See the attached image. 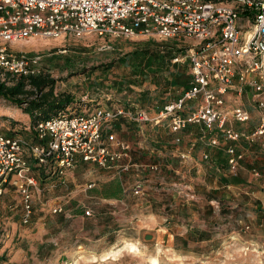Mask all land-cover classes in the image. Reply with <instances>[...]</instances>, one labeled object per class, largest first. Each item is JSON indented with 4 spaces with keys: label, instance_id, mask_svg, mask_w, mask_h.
<instances>
[{
    "label": "rangeland",
    "instance_id": "1",
    "mask_svg": "<svg viewBox=\"0 0 264 264\" xmlns=\"http://www.w3.org/2000/svg\"><path fill=\"white\" fill-rule=\"evenodd\" d=\"M252 1L264 4V0ZM218 2L238 12L237 27L241 34L250 30L254 6L248 7L247 0ZM192 43L194 40L191 38L157 41L138 36L115 40L93 34L82 38L66 34L48 38L33 36L10 44L9 48L13 52L41 56V69L37 76L52 80L54 97L70 96V103L64 109L84 113L101 105L110 108L138 105L149 112L156 106L175 100L181 90L189 86L188 57L183 63H172V59L188 55ZM103 44L109 47L100 48ZM1 74L0 71V77L4 79L8 77ZM9 79L7 85L12 83ZM225 97V108L230 110L238 104L252 114L251 121L234 123L233 128H253L258 113L250 89L243 87L240 93L237 89H231L225 93ZM23 107L0 97V132L19 134L29 140L34 138L33 125L28 115L22 112ZM199 134L182 133L174 135L173 140L182 145V138H190L186 143L194 144L199 157L205 148L210 156L208 160L201 157V162L207 163L204 166L208 169H211L210 165L217 166L218 171L213 172L217 175L223 173L220 179L225 183L232 181L234 176L224 161L226 148L223 137L218 136L221 145L216 147L221 151L214 148L210 151L207 144L211 134L203 136L200 131ZM177 136L180 137L179 142L175 141ZM236 146L244 152L236 174L241 177L238 182L256 191L257 184L264 185L261 180L264 176V143L257 141L248 145L238 141ZM172 167L176 169L177 166L173 164ZM255 168L259 170L256 175L252 172ZM162 171L160 173L171 177V180L158 176L159 181H152L151 187L138 195L137 207H130L137 203L135 199L138 196L132 195L135 197H129L126 201L128 210H121L124 204L110 203L106 199L118 194L128 196V191L134 185L121 188L116 172L102 170L88 163H77L69 176L67 187L58 185L34 195V215L28 224L20 222L19 195L15 188L7 184L0 196V264H151L153 259H157L158 264H264V242L251 244L249 234L244 231L251 219L245 214L253 212L252 206L240 202L243 196L244 200L249 199L243 192L244 186L239 190V195L234 196L235 200L224 195L218 200L214 191L208 192L211 188L192 192L194 187H191V194H195L193 197L183 192L178 195L175 189L181 190V186L188 183L203 187L202 177L195 174L191 175L190 181H183L185 179L179 178L176 172L169 174L168 169ZM35 173L39 174L37 170ZM90 181L94 183L93 188L86 192L78 190ZM206 183L214 186L212 180ZM188 190H184L185 193ZM68 193L69 199H64L65 212L50 215L48 207L54 196L61 197ZM152 196L155 198L150 201ZM212 197L218 203L208 204L211 206L208 209L205 199L210 200ZM252 200L250 203H253ZM104 207H112L117 213L106 219H102L103 215L95 216ZM87 209L90 214L86 215L84 212ZM151 214H157V221ZM240 219L242 222L237 223ZM160 226L166 230H161ZM195 228L208 229L212 235L205 237L203 242L195 243V236L186 237V229ZM145 233L152 237L145 239ZM130 243L137 250L129 251L127 245ZM122 245L126 247L119 256L107 253ZM93 255L98 256L99 260L92 261Z\"/></svg>",
    "mask_w": 264,
    "mask_h": 264
},
{
    "label": "built area",
    "instance_id": "2",
    "mask_svg": "<svg viewBox=\"0 0 264 264\" xmlns=\"http://www.w3.org/2000/svg\"><path fill=\"white\" fill-rule=\"evenodd\" d=\"M247 4L254 6V16L250 30L241 34L238 12L213 0H0V71L13 81L40 73V55L9 48L33 36L82 38L93 34L115 40L138 36L157 41L194 40L188 55L172 59V63H183L188 57L189 86L152 113L138 105H101L84 113L67 108L37 120L31 140L0 132V196L7 184L15 188L21 205L20 222L31 223L36 193L58 185L67 187L77 163L117 174L130 171L134 164L129 143L113 133L103 135L104 126L120 116L143 123L167 122L173 132L195 124L203 136L211 134V147L221 145L213 134L221 131L226 164L235 176L244 158V152L236 148L238 141L264 143V4L252 0ZM108 47L103 44L100 48ZM243 87L250 89L258 113L254 127L246 130L235 129L233 124L251 121L250 111L238 104L225 108V93L231 89L240 93ZM209 156L207 151L201 155L203 160ZM149 167L153 171L158 168L155 164ZM252 172L256 175L259 170ZM93 187L90 181L78 190L86 192ZM144 190L145 185L137 181L130 191L138 196ZM70 193L54 196L48 207L50 215L65 212L64 199H69ZM84 213L90 214V210Z\"/></svg>",
    "mask_w": 264,
    "mask_h": 264
},
{
    "label": "crops",
    "instance_id": "3",
    "mask_svg": "<svg viewBox=\"0 0 264 264\" xmlns=\"http://www.w3.org/2000/svg\"><path fill=\"white\" fill-rule=\"evenodd\" d=\"M182 90H185L184 88ZM181 90V92H182ZM180 92V94H181ZM180 94L177 96L179 97ZM176 97V98H177ZM105 106V105H104ZM162 106V105H161ZM161 106H156L152 109V111H149V113H152L153 111L159 109ZM107 107V106H106ZM115 108V107H113ZM28 117V116H27ZM150 125V127H148ZM167 127V129L165 128ZM114 129V130H113ZM115 131V132H114ZM188 135H193L194 132H196V135L199 136V126L195 124H187L186 128L173 132L170 127H168L167 122L162 124H153V123H143L139 121H132L126 117L120 116L118 119L114 120L113 122L107 124L104 126L103 129V135L106 136L107 133H113L118 138L123 139L130 145V154H131V160L133 162V166L131 167L130 171L126 173H120L119 179H118V185L119 187H130L131 185H134L137 183V181H141L145 188L151 187V182L159 181L160 178L158 176L164 177L167 180H171V177H166L162 170L168 169L171 174L172 172H176L179 174V178L185 179L183 181H190L192 179L191 175H199L202 177V183L203 187H200L199 185L194 184V186L190 183L185 184L181 186L184 187V190H188L187 193H185L184 190H177L175 189L176 193L180 195L181 192H183L184 195L193 197L195 194H191V187H194L192 192H199L202 189L208 190V192L214 191V195L216 196V199L220 200L222 196L229 197L234 199V196L239 195V190H241L243 187V192L248 195V200H244V196L241 197L242 202L244 205L249 204V207L252 206L253 212H250L248 214H245L249 216L251 219L248 220L247 228H245V232H247L250 236L249 242L252 244H258V242H264V185L257 184L258 190L254 191L253 189H248L245 187L243 182H238V179H241L239 176H234L231 178L232 181H227V183L224 182V180L220 177L223 175V173H219L217 175L213 171H218L217 166L210 165L211 169H208L204 165L207 163L201 162V157L197 154V149H195L193 146V143H186L187 140L190 141V138L183 139L182 138V145H179L177 143H174L173 137L174 135L187 133ZM214 134V133H213ZM215 134L217 136H222L221 131H215ZM178 137V136H177ZM201 141L202 138L199 137ZM207 144V143H206ZM208 149L210 151L214 148L218 151H221L220 148L211 147L209 144ZM206 145V146H207ZM206 151V149H203ZM203 151V152H204ZM182 154L184 157L182 158ZM202 155V153H201ZM264 161V156L262 157ZM148 159V162L146 160ZM224 161L226 163V152H224ZM156 165L158 168L157 170L152 171L150 169V165ZM173 164H175L177 167L174 169ZM264 165V164H263ZM205 167V168H204ZM264 170V169H263ZM211 171V172H210ZM110 172V171H109ZM153 172V173H151ZM123 176V178H121ZM170 176V175H169ZM229 179V178H228ZM108 180V179H107ZM214 183V186H208L206 181L208 183ZM261 180L264 181V176L261 178ZM132 183V184H131ZM256 186V182H255ZM179 189V187H178ZM129 190V189H128ZM128 196L122 197L120 194L118 196H113V198L109 197L106 199L110 203L120 202L121 204H124L125 206L121 208V210H128V200L129 197H135L132 196L133 194L131 191H128ZM101 196L102 193H100ZM193 195V196H192ZM212 195V196H214ZM147 196V194L145 195ZM173 198L175 199V194H172ZM155 197H151L150 201H153ZM205 199L206 200V206L208 209L211 208L208 204H214L218 203L217 201H214L213 197ZM253 199V200H252ZM139 196L135 201L137 202L135 205L130 206L131 209L134 208V206H138L139 204ZM252 200L253 203H250ZM155 202V201H154ZM212 212H214L212 210ZM117 213L115 209L112 207H104L99 213H96L95 216H104L102 219L109 218L111 214ZM153 219L157 221L155 216L157 214H151ZM242 222L240 219L237 221V223ZM161 230H166L164 227H159ZM243 229V228H242ZM178 235H182L181 233H176ZM186 237L195 236L193 239L195 243L203 242L204 238L207 236H211L212 234L208 229L198 230L195 229H189L187 231L186 229ZM185 238V237H184ZM174 239V238H173ZM248 241V240H247Z\"/></svg>",
    "mask_w": 264,
    "mask_h": 264
},
{
    "label": "trees",
    "instance_id": "4",
    "mask_svg": "<svg viewBox=\"0 0 264 264\" xmlns=\"http://www.w3.org/2000/svg\"><path fill=\"white\" fill-rule=\"evenodd\" d=\"M213 1L217 2L218 0ZM6 76L8 75L6 74ZM9 78V76L6 79L0 78V97L19 107L23 105L22 112L28 115L32 125L39 119L51 117V115L64 110L70 103L69 95L63 98L53 96L51 79L47 81L40 76L20 77L14 81L11 79V85H7L6 82L10 80ZM46 88L49 89L43 92Z\"/></svg>",
    "mask_w": 264,
    "mask_h": 264
},
{
    "label": "bare ground",
    "instance_id": "5",
    "mask_svg": "<svg viewBox=\"0 0 264 264\" xmlns=\"http://www.w3.org/2000/svg\"><path fill=\"white\" fill-rule=\"evenodd\" d=\"M124 247H126V246L122 245L121 247L115 248L114 250H111L107 253H110L111 255H113L115 257L119 256L121 254L122 250L124 249ZM127 248H129V251H131V252L137 250L136 246L134 244H131V243L127 245ZM91 260L97 261V260H99V258H98V256L93 255ZM151 264H158L157 259H153Z\"/></svg>",
    "mask_w": 264,
    "mask_h": 264
},
{
    "label": "water",
    "instance_id": "6",
    "mask_svg": "<svg viewBox=\"0 0 264 264\" xmlns=\"http://www.w3.org/2000/svg\"><path fill=\"white\" fill-rule=\"evenodd\" d=\"M151 237H152V235H150V234H146V233L144 234L145 239H150Z\"/></svg>",
    "mask_w": 264,
    "mask_h": 264
}]
</instances>
